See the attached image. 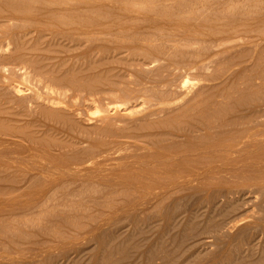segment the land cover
Wrapping results in <instances>:
<instances>
[{
	"label": "rangeland",
	"instance_id": "1",
	"mask_svg": "<svg viewBox=\"0 0 264 264\" xmlns=\"http://www.w3.org/2000/svg\"><path fill=\"white\" fill-rule=\"evenodd\" d=\"M16 1L0 264H264V0Z\"/></svg>",
	"mask_w": 264,
	"mask_h": 264
},
{
	"label": "bare ground",
	"instance_id": "2",
	"mask_svg": "<svg viewBox=\"0 0 264 264\" xmlns=\"http://www.w3.org/2000/svg\"><path fill=\"white\" fill-rule=\"evenodd\" d=\"M16 1V0H15ZM14 0L13 1H5V2H3V3H1L0 4V16L2 17V16H6V15H4V14H6V12L7 13H9V16L11 17L12 15L11 14H21V13H29V11H30V13H31V11H32V13H33V10H27L28 12H26V9H34L36 6L34 5V8H33V5H30V3L29 2H26V3H24V2H22V1H20L19 3H17V1L15 2ZM19 1V0H18ZM24 3V4H22V3ZM32 3H34V2H32ZM40 4H42L41 2H40ZM31 7V8H30ZM46 7V6H45ZM37 8H39L38 6H37ZM43 8V7H42ZM39 9H41V8H39ZM36 11V9H34V13H36L35 12ZM41 12V11H40ZM46 13V12H45ZM38 14V13H37ZM100 14V13H99ZM8 15V14H7ZM101 15V14H100ZM9 17V18H10ZM102 17V16H101ZM101 17H99V18H101ZM98 18V19H99ZM103 19V18H102ZM17 88V87H16ZM17 90V89H16ZM20 89L18 88V91H19ZM115 107V106H114ZM226 111V110H225ZM222 112V111H221ZM200 113V112H199ZM211 114V113H210ZM184 115V114H183ZM204 115V114H203ZM209 116V115H208ZM191 118V117H190ZM219 118V117H218ZM186 120V119H185ZM223 122V121H222ZM221 122V123H222ZM263 122V121H262ZM200 123V122H199ZM224 124V123H223ZM152 125V124H151ZM155 126V125H154ZM194 126V125H193ZM148 127V126H147ZM152 127V126H151ZM173 128V127H172ZM190 128V127H189ZM193 128V127H192ZM200 128V127H199ZM171 129V128H170ZM174 129V128H173ZM207 129V128H206ZM249 129V128H248ZM175 130V129H174ZM179 130V129H178ZM176 131V130H175ZM189 131H190V129H189ZM247 131V130H246ZM219 132V131H218ZM129 133V132H128ZM173 133V132H172ZM244 133V132H243ZM131 134V133H130ZM144 135H147V134H144ZM169 135V134H168ZM251 136V135H250ZM253 136H255V135H253ZM173 138V137H172ZM252 138V137H251ZM235 141V140H234ZM227 142V141H226ZM231 143V142H230ZM252 143V142H251ZM186 145V144H185ZM245 146V145H244ZM168 147V146H167ZM172 147V146H171ZM217 147V146H216ZM194 148V147H193ZM257 148V147H256ZM195 149V148H194ZM206 149V148H205ZM166 150H168V149H166ZM188 150V149H187ZM174 151V150H173ZM233 151V150H232ZM186 152V151H185ZM189 152V151H188ZM150 154V153H149ZM156 154V153H155ZM158 154V153H157ZM215 154V153H214ZM148 157V156H147ZM165 157V156H164ZM213 157V156H212ZM184 158V157H183ZM218 158V157H217ZM156 159V158H155ZM157 159H158V157H157ZM203 159V158H202ZM168 160V159H167ZM196 161V160H195ZM205 161V160H204ZM122 165V164H121ZM187 165V164H186ZM198 165V164H197ZM163 166V165H162ZM183 166V165H182ZM189 166V165H188ZM171 167V166H170ZM166 168V167H165ZM145 169V168H144ZM182 169V168H181ZM179 170V169H178ZM159 172V171H158ZM189 175V174H188ZM115 176V175H114ZM131 176V175H130ZM124 180V179H123ZM140 185V184H139ZM149 188V187H148ZM141 191V190H140Z\"/></svg>",
	"mask_w": 264,
	"mask_h": 264
}]
</instances>
